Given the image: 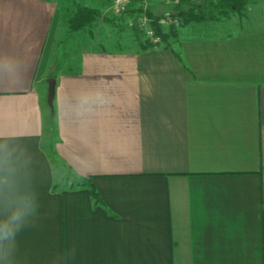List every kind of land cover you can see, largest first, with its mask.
<instances>
[{"label":"crops","instance_id":"0c3cea01","mask_svg":"<svg viewBox=\"0 0 264 264\" xmlns=\"http://www.w3.org/2000/svg\"><path fill=\"white\" fill-rule=\"evenodd\" d=\"M68 1L0 0V225L23 213L0 264H264V18L106 40L53 75Z\"/></svg>","mask_w":264,"mask_h":264},{"label":"rangeland","instance_id":"374dc122","mask_svg":"<svg viewBox=\"0 0 264 264\" xmlns=\"http://www.w3.org/2000/svg\"><path fill=\"white\" fill-rule=\"evenodd\" d=\"M140 2L141 1L139 0H133L127 7L132 8L133 4H138ZM173 3L174 0H148L145 5H147L146 7L150 8L155 14L159 15L161 13H164V11L166 10L168 11ZM65 4L66 6L64 7L66 9V13L71 16L76 6L78 4H82V2H77V0H70ZM112 5L113 1H109L108 3H106V5L104 3L103 10H98L99 17L90 26L74 32L68 29L70 32L65 30L64 33L58 36L59 39L56 41L57 43L54 45V50L51 55V74L55 75L59 70L66 68L64 67L66 63L77 57L80 48L89 49L90 47L95 46V44L97 43H104V41L106 40H116L115 48L118 49H130L131 47L138 48L133 36V26H140L141 18L146 17V15L144 14V12L135 14V12H132L130 10L125 16L121 15L122 13L120 15H117L115 14V12H113ZM213 12L216 13V10H214ZM245 13L247 15V17L245 18H240L238 14L231 13L228 16H223V19H229V22H237L240 19L239 22L242 23L245 22V20H253L260 17L264 18V1L249 0V2L243 8V14ZM162 23L164 25L168 24L165 20H162ZM199 29L200 28H196L195 30ZM44 100L45 104L46 97L44 98ZM46 114L47 117L48 109ZM55 136L54 126H52V128L50 129L47 128L44 134L43 143L48 149L53 148ZM72 182L73 177L69 172L66 171L57 185L66 187L71 185Z\"/></svg>","mask_w":264,"mask_h":264},{"label":"trees","instance_id":"16d2710c","mask_svg":"<svg viewBox=\"0 0 264 264\" xmlns=\"http://www.w3.org/2000/svg\"><path fill=\"white\" fill-rule=\"evenodd\" d=\"M248 2L249 0H174L168 10L169 12L166 10L159 15L148 7L144 8L140 2L138 8L126 7L121 15H127L130 10L135 14L144 12L148 18L153 37H158V40L153 41V38L147 36L142 27L133 26V36L140 50L155 49L157 47L172 50L171 44L177 40L180 27L200 21H220L223 20V16H228L231 13L241 16L243 8ZM214 10H216V13L213 12ZM98 17L99 11L96 8L78 4L68 18L69 29L74 32L88 27ZM162 20L167 21L168 24L164 25ZM52 126H54V111L51 112L48 108V116L45 118V131L47 128H52ZM49 150L51 154L54 153L53 148ZM70 175L73 177L72 184L87 185L94 201L100 202L95 188L88 179L74 176L71 173Z\"/></svg>","mask_w":264,"mask_h":264},{"label":"built area","instance_id":"2783aa9c","mask_svg":"<svg viewBox=\"0 0 264 264\" xmlns=\"http://www.w3.org/2000/svg\"><path fill=\"white\" fill-rule=\"evenodd\" d=\"M133 0H113V5L112 9L115 14L120 15L126 7L131 3ZM142 2H147L148 0H139ZM158 1H163V0H158ZM148 19L146 17H142L140 20V26L144 29L145 33L147 36L152 37L153 41H157L158 37H153V31L150 28V25L148 23Z\"/></svg>","mask_w":264,"mask_h":264},{"label":"clouds","instance_id":"9594fccd","mask_svg":"<svg viewBox=\"0 0 264 264\" xmlns=\"http://www.w3.org/2000/svg\"><path fill=\"white\" fill-rule=\"evenodd\" d=\"M22 215V212L17 211L13 213L7 221L0 225V240H7L14 236Z\"/></svg>","mask_w":264,"mask_h":264},{"label":"water","instance_id":"95a60500","mask_svg":"<svg viewBox=\"0 0 264 264\" xmlns=\"http://www.w3.org/2000/svg\"><path fill=\"white\" fill-rule=\"evenodd\" d=\"M55 84L56 81L53 77L47 78V95H46V103L50 108V111L53 112V100L55 96Z\"/></svg>","mask_w":264,"mask_h":264}]
</instances>
